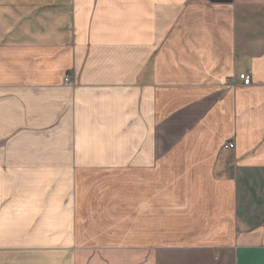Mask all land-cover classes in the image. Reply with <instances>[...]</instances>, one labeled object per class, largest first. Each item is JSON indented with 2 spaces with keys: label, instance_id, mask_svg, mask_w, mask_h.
I'll list each match as a JSON object with an SVG mask.
<instances>
[{
  "label": "crops",
  "instance_id": "obj_1",
  "mask_svg": "<svg viewBox=\"0 0 264 264\" xmlns=\"http://www.w3.org/2000/svg\"><path fill=\"white\" fill-rule=\"evenodd\" d=\"M0 264H264V0H0Z\"/></svg>",
  "mask_w": 264,
  "mask_h": 264
},
{
  "label": "built area",
  "instance_id": "obj_2",
  "mask_svg": "<svg viewBox=\"0 0 264 264\" xmlns=\"http://www.w3.org/2000/svg\"><path fill=\"white\" fill-rule=\"evenodd\" d=\"M252 70H246L244 72H241L239 77L240 79L243 81V83L245 85H249L251 84L252 82ZM64 82L65 83H70L71 82V77L70 76H66L64 78ZM235 146V143L233 141L231 142H228L226 145H225V148H233Z\"/></svg>",
  "mask_w": 264,
  "mask_h": 264
}]
</instances>
